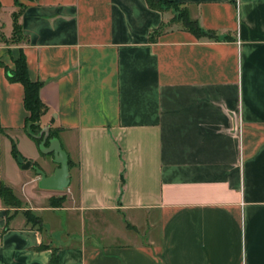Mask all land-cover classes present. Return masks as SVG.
Listing matches in <instances>:
<instances>
[{
    "label": "crops",
    "instance_id": "obj_1",
    "mask_svg": "<svg viewBox=\"0 0 264 264\" xmlns=\"http://www.w3.org/2000/svg\"><path fill=\"white\" fill-rule=\"evenodd\" d=\"M16 1L0 0V180L22 206L0 196V264H264V0H169L215 38L147 0ZM22 52L65 191L23 167L57 164L9 78Z\"/></svg>",
    "mask_w": 264,
    "mask_h": 264
},
{
    "label": "trees",
    "instance_id": "obj_2",
    "mask_svg": "<svg viewBox=\"0 0 264 264\" xmlns=\"http://www.w3.org/2000/svg\"><path fill=\"white\" fill-rule=\"evenodd\" d=\"M35 1V0H32ZM17 5L20 8H23L25 4L19 3L17 0ZM149 6L151 8L165 11V6L172 5V4H178L174 3L169 0H147ZM181 5V4H178ZM1 7V3H0ZM17 13H16V25H15V34L21 33V27L17 20ZM181 24L185 29L191 31L196 37L203 38H215V34L211 31H206L202 29L199 25L198 20H195L190 17L188 8L185 10L180 11L179 15L175 14L172 20L169 23V26L173 24ZM160 29L158 31H163ZM16 62V69L13 72H9V78L13 81L21 82L24 85L25 88V106L30 112V115L28 117V132L34 136L38 144L39 137L35 131V127L40 125L41 117L43 114H45L48 111V106L43 103V101L40 98V89L42 86L41 81H32L28 75V69H27V61L24 52L21 53V56L15 61ZM0 130L4 132V129L0 127ZM56 134L54 131H51L49 138L55 137ZM42 138H40V141ZM14 153L17 155V149L14 146ZM0 196L3 199L4 203L7 207L15 206L16 208H20L22 206L21 200L18 198V196L15 194L14 190L6 185L3 181L0 180ZM63 199H52L51 204H58L60 205L62 203ZM23 213L25 214L27 221L32 223L33 226H40V219L39 217L35 216L30 210H23ZM41 228V226H40ZM45 247L44 245L42 248ZM51 264H58L57 254L54 252V256L51 260Z\"/></svg>",
    "mask_w": 264,
    "mask_h": 264
},
{
    "label": "water",
    "instance_id": "obj_3",
    "mask_svg": "<svg viewBox=\"0 0 264 264\" xmlns=\"http://www.w3.org/2000/svg\"><path fill=\"white\" fill-rule=\"evenodd\" d=\"M43 135L40 143V148L45 154H52L53 162L57 167L51 174H48L42 167L33 165L31 160L26 161L24 168H29L31 165L40 176L39 187L46 190L65 191L70 185V163L69 155L62 147V143L58 137H51L50 129L45 128L41 133ZM50 144L47 146L46 142Z\"/></svg>",
    "mask_w": 264,
    "mask_h": 264
},
{
    "label": "rangeland",
    "instance_id": "obj_4",
    "mask_svg": "<svg viewBox=\"0 0 264 264\" xmlns=\"http://www.w3.org/2000/svg\"><path fill=\"white\" fill-rule=\"evenodd\" d=\"M165 8H166V11H167V22H166V24H169L175 14L179 15L180 11L185 10L187 7L184 6V5L172 4V5L165 6ZM15 38L18 41H23L24 40L23 35L21 33H19V32L17 33V35L15 36ZM34 129H35V131H36V133H37V135L39 137V142L41 143L42 140L40 141V138H43V135L41 133L43 132V130L45 128H43L41 125H39V126H36ZM40 150H41V148H40ZM41 152L43 153L42 150H41ZM47 159L50 161V163L53 166V160H52V158L50 157V158H47ZM34 165L39 166L37 162ZM43 169L46 171L45 168H43ZM31 171L32 172L35 171L34 167L31 168ZM10 209H16V207L15 206H11Z\"/></svg>",
    "mask_w": 264,
    "mask_h": 264
}]
</instances>
